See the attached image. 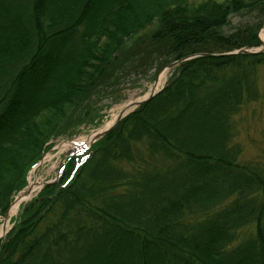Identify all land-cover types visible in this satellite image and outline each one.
I'll return each mask as SVG.
<instances>
[{"label":"trees","instance_id":"1","mask_svg":"<svg viewBox=\"0 0 264 264\" xmlns=\"http://www.w3.org/2000/svg\"><path fill=\"white\" fill-rule=\"evenodd\" d=\"M245 12L256 22L227 33ZM152 26L160 69L210 56L176 66L28 203L0 264H264V163L238 141L264 52L228 54L261 44L264 0H0V215Z\"/></svg>","mask_w":264,"mask_h":264},{"label":"rangeland","instance_id":"2","mask_svg":"<svg viewBox=\"0 0 264 264\" xmlns=\"http://www.w3.org/2000/svg\"><path fill=\"white\" fill-rule=\"evenodd\" d=\"M258 14L241 13L232 15L226 27L227 33H233L237 29H243L253 25L258 18ZM154 26L149 27L138 39L130 43L127 47L130 52L127 56L121 57L126 63V72L116 70L113 73V81L109 82L108 94H101L93 98L87 111H90L88 124L83 125L80 131L71 138L58 140L44 156L38 168H33L28 176L27 185L33 182H47L55 179L60 174V169L69 155L78 148H67L66 150L53 151L65 141L88 139L97 130L105 128L110 122L116 119L125 105L135 98L146 96L156 82L162 77L161 87H164L170 74L166 67L160 69L158 54L155 46L151 42L150 36L154 31ZM258 35L264 41V26L259 30ZM152 44V45H151ZM260 50L264 46H258ZM254 49V48H253ZM252 49V50H253ZM157 58V62L154 59ZM260 86L263 92L261 99L253 104H249L238 116L240 135L238 141L245 147L243 159L264 163V65L260 68ZM124 70V71H125ZM111 86V87H110ZM87 145L84 147L86 148ZM25 187L23 190H26ZM22 190V191H23ZM21 191V192H22ZM21 192L16 196L18 197ZM40 190L33 196H37ZM33 198L23 203L14 216L10 218L9 226H12L18 218L22 207ZM2 218H0V236L2 232ZM254 227L250 226L239 231V240H246L254 233Z\"/></svg>","mask_w":264,"mask_h":264},{"label":"water","instance_id":"3","mask_svg":"<svg viewBox=\"0 0 264 264\" xmlns=\"http://www.w3.org/2000/svg\"><path fill=\"white\" fill-rule=\"evenodd\" d=\"M260 51L257 50H249V49H241L237 52H234L235 54H247V55H254L257 53H260ZM199 56H210L209 54H199V55H193V56H188L185 58H182L174 63H171L170 65H168L167 67V71L172 70L174 67H176L177 65L186 62L188 60H191L193 58L199 57ZM157 83H155V86L152 88V90L150 91V93L148 94V96L146 97H142V98H137L136 100H134L131 104H129L124 110H122L119 114V116L117 117V119L115 120V122L109 126V128H107L106 130H104L103 132L99 133L95 139H99L101 136H103L104 134H106L107 132L111 131L123 118H125L129 113L133 112L136 108L140 107L141 105L149 102L150 100H152L158 93H160V91L163 88H160L159 90H157ZM45 184H49V183H45ZM30 190L28 189V191L24 192L22 195L27 196L28 194H30Z\"/></svg>","mask_w":264,"mask_h":264},{"label":"bare ground","instance_id":"4","mask_svg":"<svg viewBox=\"0 0 264 264\" xmlns=\"http://www.w3.org/2000/svg\"><path fill=\"white\" fill-rule=\"evenodd\" d=\"M162 82H163V79H162V77L159 79V81H158V83H157V90L159 89V88H161V85H162ZM137 99V98H136ZM135 99V100H136ZM133 101H130L128 104H126L125 105V107H124V109L129 105V104H131ZM123 109V110H124ZM115 120V119H114ZM114 120H113V122H114ZM111 124H112V122H110L109 124H107L106 126H105V129L106 128H108L109 126H111ZM89 139L90 138H88V140H85V139H80V140H76L74 143H72V144H65V143H62V145L60 146V150L62 151V150H66L67 148H70V147H74V146H83V144L84 143H87V142H89ZM40 188H39V184L37 183V182H33V183H31V187H30V191H31V193L30 194H28L27 196H24V195H22V196H20V197H18L17 198V200L15 201V203L13 204V206L11 207V210H10V216H14L15 214H17V212L19 211V209H20V207H21V205H22V203H25V202H27L28 200H30L32 197H33V195L39 190Z\"/></svg>","mask_w":264,"mask_h":264}]
</instances>
